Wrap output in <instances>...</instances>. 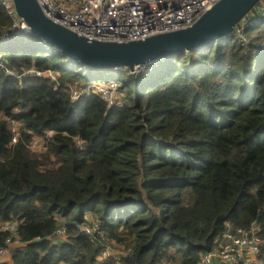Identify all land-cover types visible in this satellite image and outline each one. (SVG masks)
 <instances>
[{
  "label": "trees",
  "instance_id": "obj_1",
  "mask_svg": "<svg viewBox=\"0 0 264 264\" xmlns=\"http://www.w3.org/2000/svg\"><path fill=\"white\" fill-rule=\"evenodd\" d=\"M254 7L245 44L226 36L137 74L101 70L122 94L106 109L91 93L70 100L96 69L10 31L0 3V247L9 222L20 243L0 264H196L225 224L254 221L264 238V20ZM30 68L55 82L16 77ZM6 119L20 124L14 144ZM31 136L42 153L26 148ZM59 225L64 239L52 242ZM83 225L95 226L91 237ZM113 245L129 252L99 259Z\"/></svg>",
  "mask_w": 264,
  "mask_h": 264
},
{
  "label": "built area",
  "instance_id": "obj_2",
  "mask_svg": "<svg viewBox=\"0 0 264 264\" xmlns=\"http://www.w3.org/2000/svg\"><path fill=\"white\" fill-rule=\"evenodd\" d=\"M35 1L46 19L88 42H129L185 29L218 0H59V3L51 0ZM0 3L12 22L10 31L28 33L25 25L16 17L11 1L0 0ZM253 11L255 19L264 20V0L257 2ZM252 23L253 19L247 22L242 19L230 36L245 44L243 30ZM143 67L144 65L133 67L128 70L129 74H137ZM21 76L44 78L50 82H55L56 79L52 71H38L34 68L24 70L16 77ZM87 93L97 96L106 109L122 99L116 82L95 81L78 89L71 88L70 100L74 102ZM6 122L11 134L10 144H14L19 138L20 124L9 119H6ZM49 135V132L46 133L45 138ZM44 144L42 137L31 136L26 148L30 152L42 153L45 150ZM15 229L16 225L12 222L1 227L9 237L4 241V246L0 247V260L11 249L20 245L15 237ZM95 229L94 225L79 227V231L88 237L92 236ZM64 236V228L59 225L48 239L58 242L63 240ZM128 252L129 249L122 250L115 246L103 247L99 259L117 260ZM159 264L178 263L162 260ZM196 264H264V238L260 235L259 226L254 221L246 228H230L225 224V230L215 240L214 247L201 253Z\"/></svg>",
  "mask_w": 264,
  "mask_h": 264
},
{
  "label": "water",
  "instance_id": "obj_3",
  "mask_svg": "<svg viewBox=\"0 0 264 264\" xmlns=\"http://www.w3.org/2000/svg\"><path fill=\"white\" fill-rule=\"evenodd\" d=\"M29 34L87 68L108 70L148 65L230 36L234 27L260 0H218L191 26L129 42L86 41L46 19L35 0H10Z\"/></svg>",
  "mask_w": 264,
  "mask_h": 264
},
{
  "label": "rangeland",
  "instance_id": "obj_4",
  "mask_svg": "<svg viewBox=\"0 0 264 264\" xmlns=\"http://www.w3.org/2000/svg\"><path fill=\"white\" fill-rule=\"evenodd\" d=\"M51 1H53L54 3H59V0H51ZM62 3L64 4V2H62ZM90 77L93 78L96 81H107L108 78H109L107 72L106 71H101V70L100 71L99 70L92 71ZM32 153H34V152H32ZM35 154H38V153H35Z\"/></svg>",
  "mask_w": 264,
  "mask_h": 264
},
{
  "label": "crops",
  "instance_id": "obj_5",
  "mask_svg": "<svg viewBox=\"0 0 264 264\" xmlns=\"http://www.w3.org/2000/svg\"><path fill=\"white\" fill-rule=\"evenodd\" d=\"M10 251L0 260V263H8L10 261Z\"/></svg>",
  "mask_w": 264,
  "mask_h": 264
}]
</instances>
